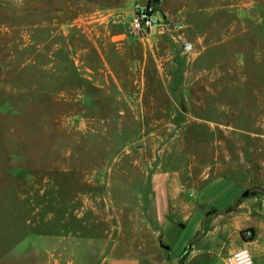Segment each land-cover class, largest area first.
Here are the masks:
<instances>
[{"label":"rangeland","instance_id":"374dc122","mask_svg":"<svg viewBox=\"0 0 264 264\" xmlns=\"http://www.w3.org/2000/svg\"><path fill=\"white\" fill-rule=\"evenodd\" d=\"M224 151L264 168V0H0V264L70 262L82 213L152 234L159 173L187 194Z\"/></svg>","mask_w":264,"mask_h":264},{"label":"crops","instance_id":"0c3cea01","mask_svg":"<svg viewBox=\"0 0 264 264\" xmlns=\"http://www.w3.org/2000/svg\"><path fill=\"white\" fill-rule=\"evenodd\" d=\"M213 160L207 181L190 183L187 194L177 174L159 173L151 198L152 234H131V242L119 240V234H85V214H80L83 230L66 264H178L184 250L183 264H225L224 258L243 246L254 264H264V194L242 198L249 190L264 189V168L251 179L239 176L243 157L231 161L224 151ZM249 230L252 237L245 242L243 233Z\"/></svg>","mask_w":264,"mask_h":264},{"label":"built area","instance_id":"2783aa9c","mask_svg":"<svg viewBox=\"0 0 264 264\" xmlns=\"http://www.w3.org/2000/svg\"><path fill=\"white\" fill-rule=\"evenodd\" d=\"M163 15L153 6L136 7L127 24L126 32L134 37H149L157 28L164 23ZM245 242L252 237V232L243 233ZM225 264H254L250 251L241 247L237 251L224 258Z\"/></svg>","mask_w":264,"mask_h":264},{"label":"trees","instance_id":"16d2710c","mask_svg":"<svg viewBox=\"0 0 264 264\" xmlns=\"http://www.w3.org/2000/svg\"><path fill=\"white\" fill-rule=\"evenodd\" d=\"M257 193H261V194H264V189H252V190H249L246 192L245 196H243L242 198H246L248 196H253ZM230 210V207L226 209V211ZM204 233V228L199 232V234H203ZM186 254V250H184L182 252V254L180 255L179 257V260H178V264H183V259H184V256Z\"/></svg>","mask_w":264,"mask_h":264},{"label":"water","instance_id":"95a60500","mask_svg":"<svg viewBox=\"0 0 264 264\" xmlns=\"http://www.w3.org/2000/svg\"><path fill=\"white\" fill-rule=\"evenodd\" d=\"M162 19H164V17H162ZM246 193L243 194V196H245Z\"/></svg>","mask_w":264,"mask_h":264}]
</instances>
